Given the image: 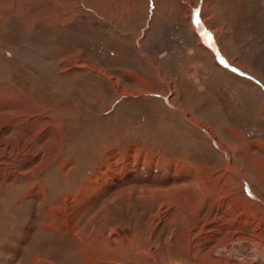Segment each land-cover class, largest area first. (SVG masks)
I'll use <instances>...</instances> for the list:
<instances>
[{"label": "rangeland", "instance_id": "374dc122", "mask_svg": "<svg viewBox=\"0 0 264 264\" xmlns=\"http://www.w3.org/2000/svg\"><path fill=\"white\" fill-rule=\"evenodd\" d=\"M261 158L264 0H0V264H264Z\"/></svg>", "mask_w": 264, "mask_h": 264}, {"label": "crops", "instance_id": "0c3cea01", "mask_svg": "<svg viewBox=\"0 0 264 264\" xmlns=\"http://www.w3.org/2000/svg\"><path fill=\"white\" fill-rule=\"evenodd\" d=\"M192 53V51H189V54H191ZM180 57H182V56H180ZM190 56H189V58H186L185 59V61H184V63H189V61H190ZM180 63H181V61H177L176 62V65H180ZM197 67H199V65H196ZM202 67V66H201ZM200 68V67H199ZM203 69V68H202ZM206 69V68H205ZM184 70H186V68L184 69ZM177 74V73H176ZM192 75H188L187 74V72L185 71V75H181L180 74V77H182L181 79H183V77H187V79H188V81L189 82H192L193 84L194 83H196L198 80L196 79V77H198L197 76V73H191ZM179 76V75H178ZM189 76H191V77H189ZM143 81V80H142ZM12 88V87H11ZM15 109H17V108H15ZM247 143H249V142H242V144L244 145V144H247ZM255 144V142L253 141H251V148L253 147V145ZM261 151V150H260ZM259 151V156L260 157H262L261 155H263L261 152ZM253 156V155H252ZM254 157V156H253ZM246 159H248V158H246ZM262 160H261V162H264V158H261ZM247 161V160H246ZM248 162V161H247ZM250 164V163H249ZM252 165V164H251ZM238 167V166H237ZM254 167V166H253ZM259 169H261V168H258L257 170H255V167H254V169H250V172L252 173V174H254V175H256V177H261V176H258V174H262L263 172H264V170L263 171H259ZM255 170V171H254ZM251 184H250V186H251V188H252V190H253V188L257 191V193L258 194H260V191H258L259 190V188H262V185L261 184H259L258 182H256L254 179H251ZM257 185H259V186H257ZM253 186V187H252ZM256 186V187H255ZM258 187V188H257ZM258 190H257V189Z\"/></svg>", "mask_w": 264, "mask_h": 264}, {"label": "bare ground", "instance_id": "6f19581e", "mask_svg": "<svg viewBox=\"0 0 264 264\" xmlns=\"http://www.w3.org/2000/svg\"><path fill=\"white\" fill-rule=\"evenodd\" d=\"M10 103V102H9ZM4 106L2 107V110H4L3 112H4V116L5 115H8V119H10L9 120V122H10V124H8L7 126H6V129H8V130H10V131H12V128H13V124H14V122H16L15 121V115H16V113H10L6 108V102H4V104H3ZM2 106V105H1ZM9 107L10 108H13V106H12V104H10L9 105ZM6 117V116H5ZM21 126H28L29 125V121L27 120V122L25 123L24 122V119H21ZM3 133H5L4 131H3ZM11 133V132H10ZM73 199V201L74 200H76L75 198H72ZM70 207V206H69ZM73 208H74V206H73Z\"/></svg>", "mask_w": 264, "mask_h": 264}, {"label": "snow or ice", "instance_id": "6c2138e0", "mask_svg": "<svg viewBox=\"0 0 264 264\" xmlns=\"http://www.w3.org/2000/svg\"><path fill=\"white\" fill-rule=\"evenodd\" d=\"M197 23H199V21H197Z\"/></svg>", "mask_w": 264, "mask_h": 264}]
</instances>
